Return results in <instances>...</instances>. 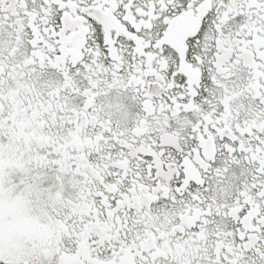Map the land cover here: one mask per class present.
<instances>
[{
  "label": "snow or ice",
  "instance_id": "6c2138e0",
  "mask_svg": "<svg viewBox=\"0 0 264 264\" xmlns=\"http://www.w3.org/2000/svg\"><path fill=\"white\" fill-rule=\"evenodd\" d=\"M0 264H264V0H0Z\"/></svg>",
  "mask_w": 264,
  "mask_h": 264
}]
</instances>
